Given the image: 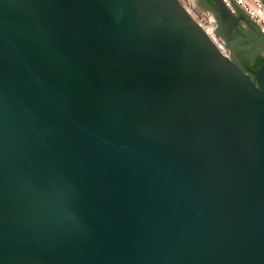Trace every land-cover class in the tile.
Masks as SVG:
<instances>
[{"label": "water", "instance_id": "water-1", "mask_svg": "<svg viewBox=\"0 0 264 264\" xmlns=\"http://www.w3.org/2000/svg\"><path fill=\"white\" fill-rule=\"evenodd\" d=\"M0 264H264V63L181 0H0Z\"/></svg>", "mask_w": 264, "mask_h": 264}, {"label": "trees", "instance_id": "trees-1", "mask_svg": "<svg viewBox=\"0 0 264 264\" xmlns=\"http://www.w3.org/2000/svg\"><path fill=\"white\" fill-rule=\"evenodd\" d=\"M209 3H205L206 9L215 14V10L213 8L214 0H208ZM240 15L241 22H244L246 25L249 24L254 25L247 16H245L242 12L238 11ZM256 31L249 29L246 31V36L243 37L246 39L247 43L245 45V51H248L249 54L240 55L238 58H234L237 65L246 73L250 74L254 79V73L256 70L264 63V54L256 50L255 48H262L264 51V34L260 33L258 28L254 25ZM245 31V30H244ZM217 34L221 36V33L217 30ZM226 48L231 51V46L225 44Z\"/></svg>", "mask_w": 264, "mask_h": 264}, {"label": "built area", "instance_id": "built-area-1", "mask_svg": "<svg viewBox=\"0 0 264 264\" xmlns=\"http://www.w3.org/2000/svg\"><path fill=\"white\" fill-rule=\"evenodd\" d=\"M228 9L236 14L237 11L230 0H222ZM235 3L251 18L264 32V2L261 0H234ZM202 20H197L200 26L204 29L211 40L217 45V47L226 55H229L225 46V42L222 38L214 32L213 21L208 20L211 14L203 12Z\"/></svg>", "mask_w": 264, "mask_h": 264}, {"label": "flooded vegetation", "instance_id": "flooded-vegetation-1", "mask_svg": "<svg viewBox=\"0 0 264 264\" xmlns=\"http://www.w3.org/2000/svg\"><path fill=\"white\" fill-rule=\"evenodd\" d=\"M197 2H198V5H200V6L203 4L201 0H197ZM206 3H209L208 0H206ZM235 15L239 18V23L236 26L231 28L228 36L223 35L222 30L219 26L217 28V30L221 33L220 37L225 42V44H228L231 46L232 49H231V51L229 50V53L231 55V58L234 61H235L234 58H238L239 55L241 54V52L245 51L244 47H245L247 41L243 37L246 36V31H248L249 29L256 31L254 25L249 24V26H248L244 22H241L240 15L238 14V12Z\"/></svg>", "mask_w": 264, "mask_h": 264}, {"label": "rangeland", "instance_id": "rangeland-1", "mask_svg": "<svg viewBox=\"0 0 264 264\" xmlns=\"http://www.w3.org/2000/svg\"><path fill=\"white\" fill-rule=\"evenodd\" d=\"M183 2V4H185V6L189 9V11L191 12V14L194 16V18H196L197 20H202V13H209L212 14V12L209 11H202L200 9H198V2L197 0H181Z\"/></svg>", "mask_w": 264, "mask_h": 264}, {"label": "crops", "instance_id": "crops-1", "mask_svg": "<svg viewBox=\"0 0 264 264\" xmlns=\"http://www.w3.org/2000/svg\"><path fill=\"white\" fill-rule=\"evenodd\" d=\"M200 10H201V12H202V11H208V10H203V9H200ZM209 12H211V11H209Z\"/></svg>", "mask_w": 264, "mask_h": 264}]
</instances>
